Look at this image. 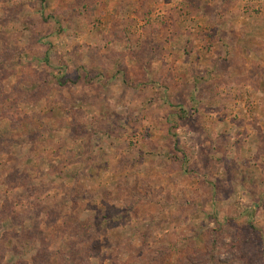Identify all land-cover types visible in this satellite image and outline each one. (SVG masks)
<instances>
[{
    "label": "rangeland",
    "instance_id": "374dc122",
    "mask_svg": "<svg viewBox=\"0 0 264 264\" xmlns=\"http://www.w3.org/2000/svg\"><path fill=\"white\" fill-rule=\"evenodd\" d=\"M0 264H264V0H0Z\"/></svg>",
    "mask_w": 264,
    "mask_h": 264
},
{
    "label": "crops",
    "instance_id": "0c3cea01",
    "mask_svg": "<svg viewBox=\"0 0 264 264\" xmlns=\"http://www.w3.org/2000/svg\"><path fill=\"white\" fill-rule=\"evenodd\" d=\"M233 25V24H232Z\"/></svg>",
    "mask_w": 264,
    "mask_h": 264
}]
</instances>
